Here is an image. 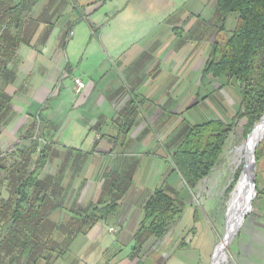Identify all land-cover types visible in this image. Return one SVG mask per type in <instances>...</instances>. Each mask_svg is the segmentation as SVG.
I'll return each mask as SVG.
<instances>
[{
  "label": "crops",
  "instance_id": "obj_1",
  "mask_svg": "<svg viewBox=\"0 0 264 264\" xmlns=\"http://www.w3.org/2000/svg\"><path fill=\"white\" fill-rule=\"evenodd\" d=\"M77 1L80 4L86 1L90 6L87 10L93 12L94 18L105 6L107 8L105 18H101L102 22H99L101 28L98 27L103 42L99 46L94 45L91 50L92 55L99 57L97 64L91 70L79 72L74 69L71 73L67 71L70 61L67 62L62 53V39L67 36V32L60 30L54 41L48 42L53 28L40 20L42 10L48 6V2L37 0L29 13L38 19L34 34L28 44H21L17 48L8 62V78L0 79L1 87L12 97L7 123L3 127L13 128L14 133L25 135L33 118L40 122L41 132L52 138L49 153L52 152V158L58 162L56 172L46 176H53L61 186L74 185L76 190L71 200L77 203L79 208L87 192L92 196L88 203L93 201L95 195L103 194L102 184L109 186V183H104L108 174L110 180L112 179L110 183L113 179L116 181L119 171L125 170L133 177L129 188L122 192L118 200L116 212L98 221L85 233L78 234L84 236L85 240L94 242L106 232L105 229L109 231L114 228L112 234L116 232L115 236L111 234L104 238L91 250L84 244L80 246L83 242L81 241L78 245L82 248L74 252L76 254H68L67 251L58 259L62 261L52 262L133 264L132 261L121 257L126 254V247L131 242L134 243V211L139 210V215H142L141 204L145 201L144 197L151 191L153 179L158 178L157 170L160 165L166 164L162 156L152 150L153 144L156 145L154 132L165 126L169 120L166 111L159 112L154 108L159 106L161 99H151L158 89L159 81L155 78L161 72L159 58L162 59L164 70L168 71L171 67L167 64L169 56L178 54L184 46L183 40L173 43L176 35L193 37L202 31H210L211 34L207 38L210 39L213 31H217L222 25L219 23V19H222L215 13L216 0H163L165 3L160 1L165 7L172 9V14H175L172 20L169 15L164 17V14L159 16L150 12V9L159 4V0H105L100 4H95V0ZM128 5L130 9L126 11ZM65 11L64 13H67L68 10ZM208 13L213 14L209 16ZM214 19L216 21H213ZM68 21L66 20L64 25L68 24ZM95 21L93 23H97ZM69 34L73 35L74 32L70 31ZM125 53H128L126 55L130 59L122 63L120 59ZM109 54L119 57L118 72H139L131 81V94L135 99H123L125 95L119 99L120 93L125 89L123 81L119 77L116 81L106 78V72L109 70L105 66L104 57ZM146 56L149 58L143 68L134 69ZM151 74L153 75L150 78ZM75 76L86 82V88L79 93L74 89ZM137 95L147 99L139 100ZM167 101L169 102V99ZM136 105L139 110L133 113ZM130 108L133 110L126 115ZM126 117L130 118L128 122H125ZM38 130L36 129L34 134L40 131ZM88 132H91L93 137L87 149H79L75 139ZM98 132L101 138H95ZM114 183L113 189H108L107 192L115 191L116 182ZM117 193L115 194L119 195L120 192ZM108 250L113 252L110 258H105L103 251ZM82 251L86 252L85 261H74L79 255L78 252L82 255ZM68 256L70 261H67ZM253 256L256 259L262 258L263 261H247L248 264H264V245L261 250L255 249Z\"/></svg>",
  "mask_w": 264,
  "mask_h": 264
},
{
  "label": "rangeland",
  "instance_id": "obj_2",
  "mask_svg": "<svg viewBox=\"0 0 264 264\" xmlns=\"http://www.w3.org/2000/svg\"><path fill=\"white\" fill-rule=\"evenodd\" d=\"M41 1L48 2V6L46 5V8L42 10L40 20L46 26L53 28L48 42L54 41V37L60 34V30L61 32H67V36L62 39L64 47L62 53L65 55L66 61H70L67 71L71 73L72 70L77 69L81 72L82 70L94 68L99 57L96 54L92 55L91 50L94 45L99 46L103 42L102 37L99 36L101 28V23L99 22H102V19L105 18L104 14L107 13L106 6L94 18L93 12L87 10L90 6L87 5L86 1L84 4L78 3L77 0ZM104 1L95 0V2H90L100 4ZM160 1L165 3V1L159 0V4L157 3L153 9H150V12L159 16L164 14V17L169 15V19L172 20L175 16V14H172V9L165 7ZM129 9L130 5H128L126 11H129ZM65 10H68L67 13H64L66 12ZM94 19L97 23H93ZM66 20H69L68 24L64 25ZM213 21H216V19ZM219 23H222L220 19ZM90 24L93 25L90 26ZM224 26L223 32L217 33L218 31H213L210 39H207L209 34H211L210 31L206 33L202 31V33H197L193 37L185 35L179 37V35H176L173 43L183 40L184 46L178 54L169 56L167 64H170L171 67L168 71L164 70L161 65L163 63L162 59L159 58L161 72L155 78V80L159 81L157 83L158 89L151 99H161L158 102L159 106L154 108L158 109L157 111L159 112L166 111L169 120L165 126L154 132L156 145L153 144L152 150L157 151L166 164L164 166L163 164L162 166L160 165L157 170L159 176L153 179L151 191L149 190L144 198L146 200L154 189L163 187L169 191L177 190L179 196L184 200V205L182 213L176 222L170 225L162 238L155 239L151 237L141 249H135V251L133 250V242L126 247V254L121 259L125 257L126 261H132L133 264H137L138 261L143 262V264H211L215 248L226 234L229 201L231 200L234 186L241 172H243V166L246 164L245 159L241 157V154H245L246 151L243 146L255 125L260 123L261 117L250 125L245 116L236 115L240 106V95L239 85L234 80L228 79L225 76H214L212 74L202 77L201 72L212 50L213 42L215 39L220 40L234 26L233 15H229L226 18ZM98 27L100 28L98 29ZM70 31H73L74 34L70 35ZM95 32L98 33L95 34ZM204 54H206L205 57L202 56ZM125 55L120 59L122 63L130 59V57ZM118 58L114 54L104 57L105 66L109 70L105 76L109 81L110 79L116 81L118 77L123 81L125 89L124 92L120 93L119 99L123 98L124 95L125 98L123 99H135L131 94V81H133L134 75L139 72H129L126 74L118 72ZM147 58L149 57H143L142 61L134 69L143 68ZM152 75H150V78ZM144 89L146 90L147 88ZM137 97L139 100L147 99L146 97L140 98L141 95H137ZM166 99H169V102ZM138 110L139 106L136 105L133 113L138 112ZM214 119L222 121L228 127L220 154L210 172L198 180L193 188H188L181 174L177 171H172L173 162L171 155L188 129V125L200 124ZM40 127V131L38 130L39 132H36L31 138L24 137V134L19 135V133H14L13 128L2 127L0 131V153L2 157H5V164L10 165L14 161H19V151L34 144L38 146V149L32 155L33 160L38 156V151L41 147L50 149L52 138L46 133L41 132ZM92 137V133L88 132V134L84 133V135L75 139V142L78 143L77 146H80L78 148L87 149ZM98 137L101 138L99 132ZM32 140H35L36 143H32ZM52 157H54V154L51 152L45 166L37 172L38 177L43 178L56 172L58 162ZM254 158L255 166L252 171L255 175L256 194L251 201L248 213L244 216L242 223L225 248L226 261L222 264H248L247 261H263L262 258H254L253 254L255 249L261 250L264 245V136L255 147ZM239 169V176L230 189L229 186L233 183L236 172ZM0 176L4 177L5 174L0 172ZM116 176L118 177L115 181L114 192L112 190L110 193L107 192L109 187L102 184L103 194L95 195L93 201L88 203L92 196H90V192H87L80 207L86 209L93 203H96L95 200L102 202L109 197L111 198V196L114 197L116 192H125L129 188L130 182L133 181V177L126 173L125 170L119 171ZM61 188L63 192H66L64 205L61 206L60 210L52 213L49 219L62 224L68 220L69 216H74V209L79 207L77 203H73L74 201L71 200L73 198L72 194L76 190L75 186L66 187L62 185ZM0 193L3 198L15 197L6 182H3L0 186ZM72 206L74 211L71 213ZM139 213V210L134 211L136 231L142 220V215H139ZM58 216H60V219H58ZM73 229V224L69 227L64 226L61 230L57 227L54 228V239L56 241L61 240L63 237V234L60 233L61 231L68 233ZM112 229V231L115 230L114 228ZM105 231L94 242L85 240V237L82 235H77L75 241L72 240L68 247V254H73L77 250H80L79 248H82L80 247L82 244L91 250L94 245L100 244L104 238H108L113 233L111 230L107 231L105 229ZM115 234L116 232L112 236H115ZM81 241L83 242L79 246L78 244ZM112 252L110 250L103 251L104 257L110 258ZM83 253L82 251V255H80L81 253L78 252L79 255L76 256L77 259L74 261H85L86 252ZM58 259L60 258L54 261H62ZM67 259V261H70V256Z\"/></svg>",
  "mask_w": 264,
  "mask_h": 264
},
{
  "label": "trees",
  "instance_id": "obj_3",
  "mask_svg": "<svg viewBox=\"0 0 264 264\" xmlns=\"http://www.w3.org/2000/svg\"><path fill=\"white\" fill-rule=\"evenodd\" d=\"M36 1L0 0V79L8 78V62L17 48L28 44L34 34L38 19L29 13ZM215 13L222 19L217 33L224 31L229 15L234 16V26L220 40H214L201 74L202 77L212 74L234 80L239 85L240 95L236 115L245 116L252 125L264 113V0H216ZM11 98L4 87H0V131L7 123ZM132 110L130 108L126 115ZM124 119L125 122L130 120L129 117ZM39 126L40 122L33 118L24 137H33ZM227 132L228 127L215 119L188 125L171 155L172 171L181 174L188 188H193L210 172ZM37 149L34 144L20 150V160L10 165L4 163L5 157L0 153V172L5 174L0 176V186L6 182L15 195L3 198L0 193V264H52L68 251L76 235L85 233L116 212L119 206L122 192L86 209L72 207L70 212L75 210L74 216H69L65 224L49 219L64 205L66 192L53 176L38 177L37 172L47 162L49 149L41 147L33 160ZM239 173L240 169L230 189ZM111 180L109 174L104 179V183H109V190L115 184V180L110 183ZM183 205L184 200L177 190L154 189L142 205V220L134 234L133 250L141 249L151 237L162 238L182 213ZM71 224L74 229L68 233L59 231L63 237L56 241L54 228L61 230Z\"/></svg>",
  "mask_w": 264,
  "mask_h": 264
},
{
  "label": "bare ground",
  "instance_id": "obj_4",
  "mask_svg": "<svg viewBox=\"0 0 264 264\" xmlns=\"http://www.w3.org/2000/svg\"><path fill=\"white\" fill-rule=\"evenodd\" d=\"M264 136V115L260 119V123L256 124L251 131L248 140L244 144L246 149L245 154H241V157L245 159L246 164L237 183L235 190L232 193L231 200L229 201V213H228V225L227 231L223 240L216 246L211 264H222L226 261L225 248L236 233L238 227L242 223L243 215L246 211H249L250 206L247 204V200L254 194L252 187V170L253 164V153L252 150L255 148L257 143Z\"/></svg>",
  "mask_w": 264,
  "mask_h": 264
},
{
  "label": "water",
  "instance_id": "obj_5",
  "mask_svg": "<svg viewBox=\"0 0 264 264\" xmlns=\"http://www.w3.org/2000/svg\"><path fill=\"white\" fill-rule=\"evenodd\" d=\"M263 115H264V114H263ZM263 115L261 116V118L263 117ZM261 118H260V119H261ZM259 142H260V141H259ZM259 142H258V143H259ZM258 143H257V144H258ZM256 146H257V145H256ZM256 146H255V147H256ZM254 151H255V148L252 150L253 158H254ZM254 166H255V158H254ZM243 167H244V166H243ZM242 171H243V170H242ZM241 175H242V172H241V174H240V176H239V179L237 180V182H236V184H235V186H234L233 191L235 190L237 183H239V180H240V178H241ZM254 178H255V175H254V172H252V179H251V181H252V187H253V189H255ZM255 194H256V191L254 190V194H253L252 196H250V198L247 200V204H248L250 207H251V201L253 200ZM247 213H248V211H246L245 214L243 215V219H244V216H245ZM243 219H242V221H243Z\"/></svg>",
  "mask_w": 264,
  "mask_h": 264
},
{
  "label": "built area",
  "instance_id": "obj_6",
  "mask_svg": "<svg viewBox=\"0 0 264 264\" xmlns=\"http://www.w3.org/2000/svg\"><path fill=\"white\" fill-rule=\"evenodd\" d=\"M74 89L77 93L83 91L86 88V82L81 77H73ZM98 137V134L95 135V138ZM112 231L113 229L110 228Z\"/></svg>",
  "mask_w": 264,
  "mask_h": 264
}]
</instances>
